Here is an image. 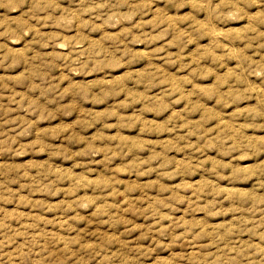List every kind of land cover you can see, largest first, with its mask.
<instances>
[{"label":"rangeland","instance_id":"374dc122","mask_svg":"<svg viewBox=\"0 0 264 264\" xmlns=\"http://www.w3.org/2000/svg\"><path fill=\"white\" fill-rule=\"evenodd\" d=\"M13 2L0 0V240L33 241L25 264H97L117 236L153 249L139 264H264L255 22L226 19L225 0ZM15 248L0 264H19Z\"/></svg>","mask_w":264,"mask_h":264},{"label":"clouds","instance_id":"9594fccd","mask_svg":"<svg viewBox=\"0 0 264 264\" xmlns=\"http://www.w3.org/2000/svg\"><path fill=\"white\" fill-rule=\"evenodd\" d=\"M124 3H127V0H123ZM171 3L172 0H169ZM21 4H26L28 3V0H20ZM147 3L150 4L151 0H147ZM225 4L229 6L230 10L226 13V19L232 20V19H237L241 18L242 16H247L251 18L252 22H255L254 26H250L249 31L256 32L259 36H264V32H259L258 31V26L259 25H264V0H225ZM8 5L11 6L12 11L16 10V6L14 5L13 0H8ZM138 7V6H137ZM142 11V9H139ZM115 15V13H114ZM136 15V12H130L123 14V18L127 20L133 19V17ZM142 23H145L142 21ZM6 33H0V36L5 35ZM163 33H161L160 36L153 37L151 39L156 40L162 38ZM5 47V45H0V49ZM158 51V50H157ZM4 60L0 59V67L4 66ZM11 67H16L15 64L10 65ZM91 70H86L83 74H77L78 78L81 79H94L95 77L90 75ZM97 73L100 76H107L106 71H101L97 69ZM130 75H132L130 73ZM142 75V74H141ZM150 85V82L145 85L146 88H148ZM80 100H83L85 104L89 103L87 93L84 95H81L79 97ZM106 189L103 186H100L97 188L95 185L92 186V197L91 201L95 203L96 201H99L101 204H104L105 207H107V195H105ZM78 199L74 201V203H77V206L79 207ZM67 211V210H65ZM74 211V209L72 210ZM121 211L123 209L121 208ZM249 211H255V207L253 206L252 208L249 209ZM67 219L71 220L72 217L68 216ZM102 221L97 220V223H101ZM69 228H71V225H68ZM112 228H115L116 225L113 223L111 224ZM11 231V229H10ZM127 231H130L127 230ZM79 235V233H77ZM5 235V240H0V252L3 251V247L6 246L7 244L10 243H15L16 248L15 252L18 253L19 255V264H25V258L27 257L28 261L30 262L32 257L28 255L24 251L25 247H27L29 244H32L33 241L25 240L23 243H16L14 237L18 235H22L20 232H13L12 236H8L6 233ZM70 236L71 233H68ZM85 235H88V233H85ZM160 235H166V230L163 228L160 229ZM261 239H264V234H261ZM70 242V241H69ZM118 243L120 247L117 249V251L112 252L109 249V245L111 243ZM131 242V238H128V243ZM128 243L121 242L119 239V236L114 237V241H101L99 245H96V249H100L101 245L103 246V255L99 256V253L97 255L99 256L97 264H104V261H111L112 264H139L140 259L143 256L148 255L149 252L153 251L152 248L144 249L140 245H136L135 247H128ZM83 247V246H82ZM253 247L260 248L259 244L253 245ZM31 251V248H29V252ZM260 251H264V249H260ZM87 255V251L81 252V256L78 257L77 259L82 260L83 257ZM9 260L12 259V254H8ZM58 258V257H57ZM3 257L0 256V260H2ZM7 264V262H5ZM72 264H77V260H73ZM152 264H159L157 259L152 260Z\"/></svg>","mask_w":264,"mask_h":264}]
</instances>
